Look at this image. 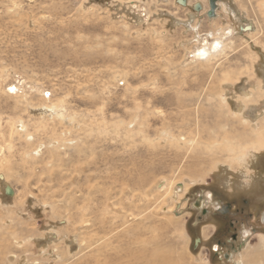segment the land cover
I'll return each mask as SVG.
<instances>
[{
    "label": "rangeland",
    "instance_id": "1",
    "mask_svg": "<svg viewBox=\"0 0 264 264\" xmlns=\"http://www.w3.org/2000/svg\"><path fill=\"white\" fill-rule=\"evenodd\" d=\"M217 5L0 0V264L225 263L201 211L211 195L264 210V145L244 125L264 118V0ZM257 232L225 264H264Z\"/></svg>",
    "mask_w": 264,
    "mask_h": 264
},
{
    "label": "flooded vegetation",
    "instance_id": "2",
    "mask_svg": "<svg viewBox=\"0 0 264 264\" xmlns=\"http://www.w3.org/2000/svg\"><path fill=\"white\" fill-rule=\"evenodd\" d=\"M211 196L212 198H209L210 200H216V205L213 206L211 210L203 208L202 201L197 204L198 208L202 207V214L204 216L206 215L203 217V222L208 225L204 226H211V224L213 226L209 227V229L213 228L211 235L213 236L215 233L220 236L224 235L223 241L220 239L216 240L214 244L215 249L213 250L216 252L217 256H219V260L221 261L222 259L226 263L231 260L234 254L238 253V251L244 247L249 236L260 234L257 231L264 232V210H262L259 219L256 220V217H254L250 211L245 210L246 207H249L250 202L255 206L254 200L241 199L240 201L242 204H239L235 199L221 200V198L215 199L213 195ZM216 223L219 227L215 226ZM243 230H248V234L250 235H247ZM222 231L224 233H222ZM242 234L246 236L243 238ZM240 236L242 239L239 240Z\"/></svg>",
    "mask_w": 264,
    "mask_h": 264
},
{
    "label": "bare ground",
    "instance_id": "3",
    "mask_svg": "<svg viewBox=\"0 0 264 264\" xmlns=\"http://www.w3.org/2000/svg\"><path fill=\"white\" fill-rule=\"evenodd\" d=\"M219 1V0H218ZM178 3H179V1H177ZM184 4H180V5H185L186 4V0H184ZM197 4H199L198 2H196L195 4H194V9L196 10V11H199L200 9H201V4H199L200 6H199V8H196V5ZM218 8V5H216V8H215V10H214V16H212V17H209L207 14V16H208V18H213V17H215V15H216V9ZM209 10V4H208V9L206 10V13H207V11ZM216 22V21H215ZM249 25V24H248ZM248 25H247V27H248ZM246 27V28H247ZM253 27V25L251 24L250 25V27L248 28V29H251ZM218 29V28H217ZM214 32V31H213ZM220 36L219 37H216V36H214V37H212V40H210V41H206V39H208V38H203V39H200L199 40V42L201 41H203V44H202V46H198V47H196L194 50H193V56L197 59V60H204V61H210V59L211 58H215L216 56H219V54H220V52L222 51V48H223V45L221 46L220 44H221V42L219 41V40H221V38L223 37V36H225L226 34H228V33H225V31L222 29L221 31H220ZM213 35V34H212ZM218 35V34H217ZM221 46V47H220ZM224 50V49H223ZM229 76L230 75H225V77H224V79H223V81H225V80H227V79H229ZM10 87V86H9ZM255 87L254 86H251V90H253ZM251 92L250 93H246L245 92V98H251ZM218 96V95H217ZM160 114V113H159ZM249 120V119H248ZM257 120H259V122L257 121ZM221 124H223V123H221ZM261 124V125H260ZM244 125L245 126H247V127H249V128H251L252 130L249 132V133H251V135H255L254 136V139H252L251 141H252V143H253V145L255 146V147H261V148H263L264 146V118H261V119H254V121L252 120V121H246V122H244ZM225 126V125H224ZM220 127V126H219ZM246 127V128H247ZM214 129V128H213ZM248 130V129H247ZM218 131H220V130H218ZM212 132H213V130H212ZM212 132H210V133H212ZM247 132V131H246ZM223 134H225V133H223ZM231 136V135H230ZM228 137V136H227ZM250 138V137H249ZM251 139V138H250ZM239 141V140H238ZM246 142V141H245ZM245 142H234V141H228L227 140V138L225 137V138H222V145H221V147L223 148V150H227L229 153H234V152H236V151H239V150H242L241 152H244V149L246 148V146L248 145H250V142L249 143H245ZM243 143H245V144H243ZM219 146V145H218ZM263 146V147H262ZM205 147L206 148H208V147H211L210 145H205ZM231 159L232 160H234L235 158L233 157V156H231ZM182 186H184L183 184H182ZM183 189H181V191H182ZM207 196V195H206ZM208 197V196H207ZM209 198H211L210 196L208 197V198H206V199H209ZM248 232V231H247ZM247 235H249V234H247ZM246 235H244V237H245ZM264 238V237H263ZM250 239V238H249ZM248 243H249V240H248ZM248 243H247V241H246V243H245V245H244V247L245 246H247L248 245ZM260 243V242H259ZM259 243H257V244H259ZM256 245V244H255ZM216 246V245H215ZM253 246V245H252ZM264 247V241H262L261 242V247ZM247 248V247H246ZM255 248V247H254ZM249 249H251V248H249ZM262 249V248H261ZM264 249V248H263ZM252 250V249H251ZM254 250V249H253ZM240 252V251H239ZM243 252V251H242ZM245 254H246V252H245ZM255 252H252V251H250V252H247V255H246V259H247V261H244L243 259H245L244 258V256L242 257V255L240 256V258L239 257H237L236 259H234L233 260V262H232V264H262V259L261 258H256L255 257ZM251 257H253V258H251Z\"/></svg>",
    "mask_w": 264,
    "mask_h": 264
},
{
    "label": "water",
    "instance_id": "4",
    "mask_svg": "<svg viewBox=\"0 0 264 264\" xmlns=\"http://www.w3.org/2000/svg\"><path fill=\"white\" fill-rule=\"evenodd\" d=\"M177 1H179L180 4H184V3H185L184 0H177ZM217 1H218V0H208L209 10L207 11L206 14H207L209 17L214 16V10H215V8H216ZM199 6H200V5L197 4V5H196V8H199ZM250 25H251V23H249L247 29L250 27ZM5 192H6L7 195H12V194H13V191H12V189H11L9 186H6V187H5ZM198 241H199V240H198ZM198 241H197V239H196L195 242L197 243Z\"/></svg>",
    "mask_w": 264,
    "mask_h": 264
}]
</instances>
